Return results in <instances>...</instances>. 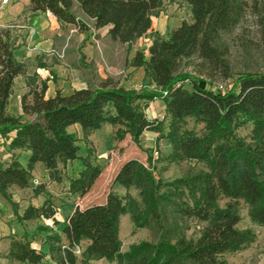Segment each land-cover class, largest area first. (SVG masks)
I'll use <instances>...</instances> for the list:
<instances>
[{
    "label": "trees",
    "instance_id": "trees-1",
    "mask_svg": "<svg viewBox=\"0 0 264 264\" xmlns=\"http://www.w3.org/2000/svg\"><path fill=\"white\" fill-rule=\"evenodd\" d=\"M191 22L182 20L167 37L152 35L148 57L137 50L131 65L142 67L149 88H125L109 80L96 87L74 89L69 94H45L46 84L27 77L28 90L21 95L22 117L7 113L14 78L25 75L24 64L13 56L9 30L0 29V137L8 148L28 150L26 165L13 155L0 160V196L12 205L16 218H54L50 198L18 213L11 187H31L34 194L43 184H32V171L40 163L50 181L60 182L67 161L79 158L75 135L68 127L78 124L83 133L105 124L115 128L114 138L126 134L138 143L145 131L157 133L169 143L170 162L194 160L185 173L164 181L136 158L124 161L113 184L126 189L124 195L109 190L102 203L76 206L67 217L61 234L46 237L48 253L56 264H86L105 259L115 264H229L224 258L249 246L255 239L252 227L239 228L245 206L249 221L264 227V70L237 73L229 88L211 90L208 81L181 68L182 61L197 57L211 66L229 70L226 37L239 28L251 13L256 35L264 46V0H184ZM163 0H30L29 9L50 12L57 20L82 28L75 9L92 21L94 29L109 25L112 41L128 47L151 26ZM163 91L166 92L163 95ZM160 98L169 117L149 119L140 101ZM202 124V133L185 127L186 120ZM249 125L241 136L237 129ZM83 168L69 180V192L84 195L98 178L100 165L89 155L81 157ZM137 190L139 200L128 190ZM129 214L136 228H148L155 239L131 244L122 250L120 217ZM189 221L198 225L188 237ZM55 222V220H54ZM62 236L66 243L62 241ZM79 252H75V248ZM78 254V255H76ZM4 264H40L43 253L25 237L9 235Z\"/></svg>",
    "mask_w": 264,
    "mask_h": 264
},
{
    "label": "rangeland",
    "instance_id": "rangeland-1",
    "mask_svg": "<svg viewBox=\"0 0 264 264\" xmlns=\"http://www.w3.org/2000/svg\"><path fill=\"white\" fill-rule=\"evenodd\" d=\"M75 12L82 20L83 25L80 29H88L91 36H98L99 34L96 29H89L92 26V21L82 15L78 9H75ZM160 14L173 16L177 21L185 20L191 22L190 9L184 0H163L160 11L157 15L151 17V21L152 19L155 21L156 17ZM169 28L167 27V32H169ZM156 32L152 28L129 47L125 43L112 41L110 38L104 39L101 50L97 49V56L99 57L100 67L105 76L100 78L97 70L98 66L93 59H91L89 68L84 70L85 77H88L91 86L97 85L104 80H109L125 88L136 90L149 88L150 86L147 85L143 68L134 67L130 63L137 50L142 51L146 58L148 57L147 44L149 41H146L144 38L149 37L152 40V35ZM225 45L227 46L226 57L229 61V70L227 72L221 68L211 66V64L195 56L183 60L181 68L190 74L200 75L206 79L208 87L211 90H225L229 88L239 72L247 69L264 70V46L258 41L255 18L251 13H247L235 33L226 37ZM77 49L82 54L79 47ZM65 55L64 49V55L58 58L62 60L65 58ZM81 56L80 61L86 63L83 55ZM98 79H102V81L99 82ZM220 85L222 88L219 87ZM140 102L146 105L145 112L149 119L163 120V132L165 133L169 117L165 113L162 99L141 100ZM22 118L26 117L23 116ZM185 127L194 130L197 134H201L203 131L202 124L194 122L193 119H187ZM249 129L250 126L246 125L239 127L237 132L239 135L244 136L249 132ZM71 130L76 137L79 158L66 162L62 168L64 173L62 181H43L40 170L35 167L32 171V184H43V191L39 194H34L31 187L21 189L13 186L10 189L12 199L18 204V213H22L28 204L38 206L42 204L44 199L50 198L56 207L53 219L37 217L27 221H19L16 218L12 205L0 196V264H4L7 261L5 255L8 248L9 235L25 237L30 240L31 245L43 253L40 264H56L48 253L46 237L50 233L61 234L66 217L76 206L86 207L102 203L109 190L124 195L126 189L118 184H113L112 181L120 165L127 159L136 158L147 164V158L151 156L153 173L164 181H170L182 176L190 166H201L199 163H195L194 160L168 161L166 155L169 151V143L164 137L156 138L157 133L155 132H143L138 143H135L128 134L120 140L115 139V128L110 124L103 125L101 128L90 131L87 134L73 128ZM11 153L8 148L7 139L0 137V160L8 161L12 158L10 156ZM87 154L93 163L100 165L101 172L90 189L80 196L69 192V180L77 176L80 171L78 168L84 167L81 157L87 156ZM128 192L139 200V195L135 188L131 187ZM241 215L242 218L237 226L239 228L252 227L255 231V239L246 248L233 253H227L224 255V258L229 264H264V227L250 223L245 206L242 207ZM188 224L189 228L186 231V235L188 237L195 236L198 229L197 223L189 221ZM119 237L122 241V250H126L133 243L155 239L154 233L148 228L134 227L128 213L121 215ZM62 241L66 243L63 236ZM106 261H100L99 259L94 261L89 260L86 264H115L114 262ZM14 264L26 263L15 262Z\"/></svg>",
    "mask_w": 264,
    "mask_h": 264
},
{
    "label": "crops",
    "instance_id": "crops-1",
    "mask_svg": "<svg viewBox=\"0 0 264 264\" xmlns=\"http://www.w3.org/2000/svg\"><path fill=\"white\" fill-rule=\"evenodd\" d=\"M29 5L30 0H7L0 8V29L9 30L14 41L13 56L24 64L26 69V76L19 75L14 78L12 93L6 105L7 113L17 117H23L20 98L28 90L27 77H33L37 85L45 82L47 96L54 94L57 90L62 94H69L74 89L98 86L100 83L91 86L90 80L85 77L84 70L89 68L91 59L98 66L100 78L105 76L100 67L97 49L101 50L102 41L109 38L107 34L109 25L97 28L99 35L91 36L88 29L82 30L73 24L61 22L48 11H32ZM78 11L84 15L80 10ZM180 22L173 16L160 14L155 21L152 19L148 31L153 28L161 36L167 37V27H170L169 31L173 30L179 26ZM144 39L149 41L147 44L149 47L151 40L149 37ZM64 47L66 55L62 60L50 53L51 49L60 50ZM78 47L82 54L78 52ZM81 55L86 63L80 61ZM98 80L102 81V79ZM72 128L82 131L78 124L70 125L68 131L72 132ZM10 151L12 152L10 156L15 154L14 157L22 165H26L30 155L28 150L11 149ZM35 167L40 170L43 181L49 180L47 171L40 163H37ZM81 169L78 168V170Z\"/></svg>",
    "mask_w": 264,
    "mask_h": 264
},
{
    "label": "built area",
    "instance_id": "built-area-1",
    "mask_svg": "<svg viewBox=\"0 0 264 264\" xmlns=\"http://www.w3.org/2000/svg\"><path fill=\"white\" fill-rule=\"evenodd\" d=\"M6 2H7V0H1L0 8H1L2 4L6 3ZM89 29H92L93 30L94 28H93V26H91V28H89ZM64 49H65V47L62 48V49H60V50L51 49L50 50V53L53 54V55H55V56H57V57H62L64 55ZM219 87L222 88L221 85ZM165 94H166V92L163 91V95H165ZM75 252L76 253L79 252V248L78 247L75 248Z\"/></svg>",
    "mask_w": 264,
    "mask_h": 264
}]
</instances>
